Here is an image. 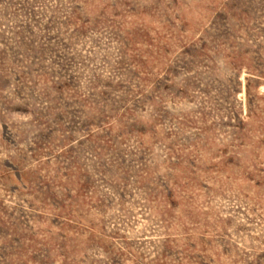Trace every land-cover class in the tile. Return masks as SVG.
<instances>
[{
  "label": "rangeland",
  "instance_id": "374dc122",
  "mask_svg": "<svg viewBox=\"0 0 264 264\" xmlns=\"http://www.w3.org/2000/svg\"><path fill=\"white\" fill-rule=\"evenodd\" d=\"M0 264H264V0H0Z\"/></svg>",
  "mask_w": 264,
  "mask_h": 264
}]
</instances>
